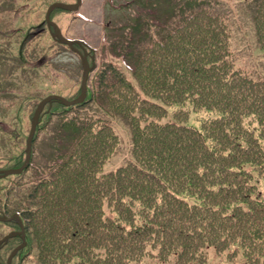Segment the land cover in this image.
<instances>
[{"label": "trees", "instance_id": "16d2710c", "mask_svg": "<svg viewBox=\"0 0 264 264\" xmlns=\"http://www.w3.org/2000/svg\"><path fill=\"white\" fill-rule=\"evenodd\" d=\"M255 24L263 50L264 0ZM230 29L226 14L203 8L140 53L141 89L110 66L83 104L46 108L40 129L63 117L73 142L48 177L18 181L0 203V215L24 219L39 264H205L212 251L264 264V74L236 67ZM116 117L134 158L107 173Z\"/></svg>", "mask_w": 264, "mask_h": 264}, {"label": "rangeland", "instance_id": "374dc122", "mask_svg": "<svg viewBox=\"0 0 264 264\" xmlns=\"http://www.w3.org/2000/svg\"><path fill=\"white\" fill-rule=\"evenodd\" d=\"M55 2L75 5L78 1L0 0L1 170L23 165L32 119L40 101L53 94L69 98L77 95L80 88L83 75L80 57L68 46L58 43L47 26L46 14L49 6ZM258 2L259 0H81L77 10H54L52 20L67 38L83 40L91 47L90 54L95 57L96 63L91 79L102 70L110 68L109 63H113L129 77L134 88L141 89V81L134 77L133 72L139 53L147 46L168 39L194 13H199L203 8H211L227 15L236 67L259 78L264 74V49L259 48L255 31ZM84 110L85 108L80 109L81 112ZM94 110H97L96 104ZM72 115L74 114L69 113L65 116L67 123L82 114L77 113L75 117ZM197 118L198 115L191 114L190 124L199 127V123L195 121ZM58 119L60 120H53L43 129H40L43 125H39L33 145V167L20 176L0 180L1 205L2 197L18 181L26 183L37 180L42 177L37 175L40 173L47 174L45 176L48 177L50 167L59 163L61 155L70 148L74 134L66 131L69 126L64 124L63 117ZM42 123H46L45 117ZM109 123L119 134L122 143L120 153H116L105 165L104 172L107 173L134 158L127 121L116 117L109 119ZM72 200L76 202L77 198ZM6 226L9 225H0V236L10 232ZM18 244V241H12L9 248L0 254V258L6 259L10 250ZM31 249L28 247L23 251L14 264H39L37 248ZM224 260L211 252L210 260L205 264H226ZM141 264L158 263L146 259Z\"/></svg>", "mask_w": 264, "mask_h": 264}, {"label": "water", "instance_id": "95a60500", "mask_svg": "<svg viewBox=\"0 0 264 264\" xmlns=\"http://www.w3.org/2000/svg\"><path fill=\"white\" fill-rule=\"evenodd\" d=\"M77 4L75 5H70V4H66V3H54L52 4L47 11L46 14V21L49 27V30L51 31L52 35L54 38H56L61 44H65L68 45L72 50H74L76 53H78L81 56L82 59V64H83V77H82V85H81V94L80 96L73 100L70 101L66 98H64L63 96H59V95H50L47 98L43 99L39 105L37 106V109L35 111L34 117H33V121H32V127H31V131L27 140V148H26V160L25 163L23 164L22 167L20 168H14V169H8V170H1L0 171V178H5L11 175H19L22 174L24 172V170L26 168L29 167L30 163H31V158H32V148H33V141L35 138V134L38 128V125L40 124V119L42 116V113L44 112L46 106L50 103H53L55 101L60 102L61 104L65 105V106H74L77 104H81L83 103L86 98H87V93H88V81H89V77H90V73L94 68V65L91 66L90 62H89V58H88V52L86 47V44L82 41L79 40H69L67 39L60 27L57 25V23H55L52 19H51V15L52 12L55 9H64V10H77L81 4V0H77ZM75 45H79L82 46L85 50V53L82 54L76 47ZM85 46V47H84ZM16 221L20 226H21V231H17V232H13L11 234H9L7 237H5L2 241H0V247L2 246V244H4L5 242H8L11 238L17 237V236H21L23 243L18 246L10 255L9 259H8V263L7 264H12L13 258L17 255V253L22 250L23 248L26 247V234H25V229H24V225L23 222L21 220V217L18 214L13 215L12 217H5L2 216L0 217V221L2 222H11V221Z\"/></svg>", "mask_w": 264, "mask_h": 264}]
</instances>
